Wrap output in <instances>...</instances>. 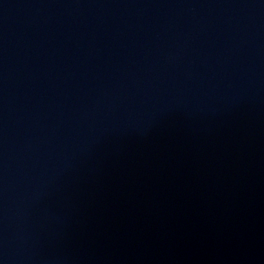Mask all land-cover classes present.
<instances>
[{"label":"water","instance_id":"water-1","mask_svg":"<svg viewBox=\"0 0 264 264\" xmlns=\"http://www.w3.org/2000/svg\"><path fill=\"white\" fill-rule=\"evenodd\" d=\"M0 264H264V0H0Z\"/></svg>","mask_w":264,"mask_h":264}]
</instances>
